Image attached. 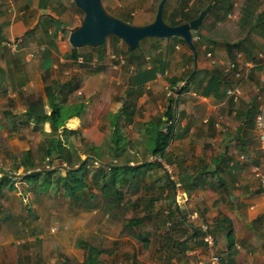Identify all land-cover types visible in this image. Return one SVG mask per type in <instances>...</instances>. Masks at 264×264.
<instances>
[{"label":"crops","instance_id":"obj_1","mask_svg":"<svg viewBox=\"0 0 264 264\" xmlns=\"http://www.w3.org/2000/svg\"><path fill=\"white\" fill-rule=\"evenodd\" d=\"M108 1L110 10L107 9L115 10L111 11L114 15L132 23L144 24L153 20L160 0ZM178 1L166 0L163 9L166 20ZM193 2L199 7L207 0H190V3ZM227 2L235 7L238 0ZM57 3L58 0H0V132L17 133L26 126L31 132L40 133L33 131V122L28 125L23 123L25 112L33 101H42L49 113L48 93L63 104L79 102H68L76 91L85 95L82 84L88 83L90 78L81 69L88 64H83L82 56L74 60L73 47L64 36L70 27L63 8ZM225 7L209 9L202 22L209 25L214 21L219 25L227 18H232L234 8L226 11ZM256 12L258 24H255L247 40L237 47L228 50L222 43L198 44V72L188 82L187 89L178 96L173 137L161 159L163 165L171 167L174 178L181 186L174 188L166 173L160 171L162 173L159 172L157 178L146 180L144 188L151 189L154 195L158 187L162 191L160 202L153 204L155 210H160L155 213L160 217L159 226L157 221L154 223L150 220L144 224L153 229L152 233L157 229V232L163 233L173 223L179 230L177 238L181 237L180 232L184 230L183 235L188 236L185 239V251L194 256L199 264H210V253L201 240V228L204 225H208L215 240L218 264L227 258L226 232L229 229H232L235 252L233 262L229 264H264V187L255 171V168L264 171V146L258 140L254 124V115L263 98L264 61L258 60L256 56L264 50V0H258ZM225 13L226 18L223 15ZM11 39L19 41L15 50L5 45ZM162 39H146L151 40L148 45H151L153 53L150 57L143 55L146 58V61L143 58V63L147 68L158 64V55L168 63L163 78L155 77L145 83H149L147 89H151L158 103L163 99V88L166 83L169 84L168 80L179 78L181 80L176 85L182 86L187 81L185 77L188 72L194 67L192 53L184 45L174 37ZM76 51L83 52L79 49ZM169 53L174 55L170 54L171 58L177 59L178 67L175 69L167 57ZM238 54L240 57H237ZM229 61L236 63V68L241 72L239 78L234 76L233 71L224 73ZM245 63L251 66L246 67ZM132 66L135 68L134 63ZM212 73L220 80L211 79L212 84L205 88ZM61 85H64L63 89ZM235 86H239L242 91L238 99L228 97L225 93L228 88ZM141 89L143 91V86ZM138 120L147 123L150 119ZM132 122L137 121L133 119ZM67 123L66 126L72 128ZM42 128L50 131L49 123L42 124ZM3 159L7 160L0 152V162ZM155 168L159 167L151 169ZM142 190L140 188V192ZM195 228L197 234L193 236ZM134 235L132 233V237ZM145 236L148 238L147 246L138 237L137 240L141 242L142 249L153 245V254L159 264H188L177 251L173 252L171 242L157 238V242L151 244L149 236ZM220 237L223 240L218 241ZM76 242L80 248H66L65 259H61L65 264H84L88 242L83 239H77ZM5 243L0 253V264H22L21 250L17 249L12 256ZM111 243L114 244L112 248H98L105 250L100 254L102 259L115 262L116 257L112 256L117 242ZM125 252L126 264H148L138 260L136 252L134 255L133 244L132 252L131 249ZM29 259L31 264H40L36 254ZM102 259L99 256V263Z\"/></svg>","mask_w":264,"mask_h":264},{"label":"rangeland","instance_id":"obj_2","mask_svg":"<svg viewBox=\"0 0 264 264\" xmlns=\"http://www.w3.org/2000/svg\"><path fill=\"white\" fill-rule=\"evenodd\" d=\"M102 2L105 8H109L110 10L109 1L102 0ZM73 3V0H58L57 3L59 7L63 8L70 29L79 24V19L83 15ZM111 11L109 12L112 13ZM67 32L64 35L66 38L68 36ZM174 38L176 39V37ZM146 39L142 40L137 52L150 57L153 52L148 42L151 40ZM126 48V44L121 39L114 40L110 37L100 46L78 48L80 51H83L81 52L82 54L90 52L92 54L91 59H93L88 66L81 69L90 78L88 83L82 84V90L85 91V95H80V91H76L68 100L69 103L83 100L86 105L80 120H69L67 123L69 127L79 128L81 132L80 136H84V141L81 144L78 137L69 136V140L73 141L77 146V154L81 158L85 157V153L88 151L87 147L90 146L89 144H104L107 146L111 132V115L121 107L124 97L130 99L127 95V86L130 75L135 68L132 66V62H127L126 54H124ZM171 53L167 57L171 61L172 68L175 69L178 67L176 65L177 59L171 58V56H174ZM120 57L124 63L119 64L120 66L114 69L113 66L119 63L117 61ZM173 59L174 61L172 62ZM144 61H146V58H144ZM161 78L163 77L157 79ZM148 85L149 83L143 85L141 96L137 98V102L135 103L133 119L137 122L131 121L125 124L123 128L124 134L127 135L129 140L128 145H126L127 155L134 163L160 161V157L147 154L144 149L143 133L138 131L137 124L140 122L138 119L140 118L144 121L159 116L166 107L167 99L174 95L173 93L167 95L170 88L169 84L166 83L163 88V99H160V103H158L156 98L152 96L151 89H147ZM177 88L175 87V89ZM43 142L44 135L39 132H31L26 126H23L17 133L0 132V152L7 158V160L3 159L0 162V166L3 168L13 167L11 163L15 162L16 158H19L18 156L21 151L28 148V146L35 150ZM111 153L112 150L106 148L101 161L108 163L107 161L112 158ZM40 154V152H36L35 158L39 159ZM124 159V155L117 157L118 163L120 161L123 162ZM59 163L60 160L52 156L49 160L47 158L43 160L41 167H56ZM94 166H91V168L94 169ZM168 169L171 170V167L168 166ZM160 171H163V174L165 173L160 168L143 172L141 176L144 179L140 186L145 185L148 178H157ZM16 174H22V168H19ZM133 178L136 179V176ZM27 186V184L17 179L15 190H8L6 187L2 188V195H0V253L3 252L2 248L6 242V249L10 251L12 256L16 254L17 249L21 250L22 257L20 258V262L22 264H31L32 262L30 263L29 258L33 254L37 255V262L40 264H52V262L55 264H65L64 260L61 259H65V251L70 246L78 249L77 239H83L99 248H112L114 244L111 242L114 241L117 242V248L112 256V258L116 257L115 262L112 259H102L100 255V259H102L100 264H126L124 254L126 250L131 249L132 252V244L134 255L135 252L138 254V260H142L143 263L148 264H159L153 254V245L142 249L141 242L135 237L138 233L148 235L152 244L154 241L157 242V234L159 233L157 230L159 229L155 233H152L153 229L149 225L144 224L146 221L128 230H123V224L127 219L133 216H142L147 211L146 214L153 215L156 212H160V210H155L156 207L154 209L153 206L154 202L159 203L162 198L160 187H158V190H155V195L148 188L143 189L141 192L139 189V192L136 194L130 195L128 193L127 202L120 207L110 206L103 196H101L95 201L97 204L95 210L97 212H94V210H80L77 212L75 205L69 202L67 198L56 195L53 190L45 191L40 194V197H36V193L34 194ZM92 191H96V189ZM150 200L152 204H149ZM27 207L29 208L27 209ZM106 207L111 209L106 212ZM157 216L154 218V221H157V224H159L160 217ZM132 233L135 234L133 237ZM221 240L223 238L220 237L218 241ZM74 251L80 252L78 250Z\"/></svg>","mask_w":264,"mask_h":264},{"label":"trees","instance_id":"obj_3","mask_svg":"<svg viewBox=\"0 0 264 264\" xmlns=\"http://www.w3.org/2000/svg\"><path fill=\"white\" fill-rule=\"evenodd\" d=\"M208 4H211V10L223 8L225 6L226 11L234 8L231 12L232 18H227L219 25L214 21L209 25L202 22L200 30L209 37V40L204 41L201 37L193 33V43L196 48V53L199 43H205L206 45H217L218 43H222L228 50H231L245 42L255 27V24H258L259 16L256 12L258 0H238L235 7H233L232 3H228L227 0H207V3L201 4L199 7L195 6L194 2L190 3V0H179L173 8L168 20H166L165 10H163V18L171 25H179L194 19ZM223 15L225 18L227 17L226 13ZM55 22L59 23L58 20ZM110 38L119 40L117 37ZM176 39L180 44L191 51V49L179 38L176 37ZM141 43L142 41L140 44ZM138 48L139 47L133 51H129L128 48H126L124 52L127 57V62H132L135 66L127 86V95L130 99L124 97L121 107L111 115V132L107 146L104 144H89L90 146L87 147L88 151L85 153V157L81 158L80 155L78 156L77 146L73 141L69 140V136L78 137L80 144L83 143L84 137L80 136L81 132L78 128H68L66 123L72 118L81 117L85 110V103L79 101L73 104H63L64 102L60 103V101L55 100L54 97L48 93L49 113L44 108L42 101H33V104L26 110L23 121V123L27 125L29 122H33V131H40V133L44 135V142L38 145L35 150L28 148L21 151L18 156L19 158H16L17 160L13 163V167L3 168L0 166V195H2V188L4 187L8 188V190H15V183L18 179L27 184V187L33 191L34 194L36 193V197H40V194L45 191L53 190L56 195L67 198L69 202L75 205L77 212L80 210L93 211L97 206L95 201L101 196H103L110 206L120 207L124 205L128 200V193L132 195L138 192L140 188L144 189L146 187L145 185L140 186L144 179L141 175L152 167H159L166 173L161 159L173 137V125L176 120L178 96L187 89L188 82L195 77L198 70L190 75L193 68L190 69L185 77L187 81L182 86L176 85L181 79L175 77L170 78L168 80L169 88L174 95L167 99V104L163 113L152 118L147 123L139 122L137 124L138 131L142 132L144 135H142V139H144L143 146L147 154L160 157V161L134 163L127 155L126 145H128L129 140L127 135L124 134V125L130 123L134 118V107L137 98L141 96L142 86L155 78L157 72L163 73L165 68L168 67V63L161 58V55H158V64L147 68L143 63L144 56L142 53L137 52ZM77 49L78 48H73L72 56L74 60L77 61L78 57L82 56L83 64H90L92 60L90 52L82 54L77 52ZM163 57H165V55H163ZM212 74L205 88L212 84L210 81L211 79L212 81L220 80L218 76L216 77L214 73ZM61 87L63 89L64 85H61ZM175 87L178 88L175 89ZM45 122H48L50 125V131L48 132L44 131L42 128V124ZM106 148L112 150L111 156L113 159L111 158L108 160V163H103L101 158L104 156ZM36 152L41 153L39 159L35 158ZM121 155H124L125 159L123 162L120 161L118 163L117 157H121ZM52 156L60 160V163L56 167H41L43 160L46 158L49 160ZM91 166H94V169H92ZM20 167H22V174H16ZM135 176L136 179L133 178ZM166 176L170 183L173 184L174 188H176L168 173H166ZM94 189H96V191H92ZM149 204H152L151 200ZM28 208L29 207H27V209ZM110 209L109 207L105 208L106 212ZM146 213L142 216H133L127 219L123 224V230L139 226L143 224L144 221L147 222L148 220L155 223L156 221H154L153 218L156 214ZM172 224L173 223L168 227L167 231L158 233L157 238L165 242H171L174 248L173 252L177 251L188 261L187 257L183 255V252L187 249L185 245V241L187 240L185 239L188 236L183 235V230V233L180 232L181 237L177 238L176 234L179 230ZM157 226H159V224H157ZM194 230L195 232L192 233L193 236L197 234V229L195 228ZM192 235L190 234L189 236ZM135 237H138L146 246L148 245L147 236L138 233ZM175 237L177 239H175ZM226 241L228 253L225 260H220L222 264H229L233 262L234 259L233 256L235 252L233 250L234 239L232 229L227 230ZM86 245V259L84 264H100L98 260L99 256L101 252L105 250L99 249L89 243ZM173 254L174 253H172V255Z\"/></svg>","mask_w":264,"mask_h":264},{"label":"water","instance_id":"obj_4","mask_svg":"<svg viewBox=\"0 0 264 264\" xmlns=\"http://www.w3.org/2000/svg\"><path fill=\"white\" fill-rule=\"evenodd\" d=\"M73 2L83 15L79 19V24L68 32L67 40L71 47H97L107 38L117 37L126 44L129 51H133L146 38L177 37L192 51L194 67L190 75L197 70L193 33L204 40H209V37L201 32L200 25L210 9V4L194 19L179 25H171L163 18L166 0L159 1L153 20L144 24L131 23L117 17L105 8L102 0H73ZM184 254L188 264H199L194 256L186 251Z\"/></svg>","mask_w":264,"mask_h":264},{"label":"built area","instance_id":"obj_5","mask_svg":"<svg viewBox=\"0 0 264 264\" xmlns=\"http://www.w3.org/2000/svg\"><path fill=\"white\" fill-rule=\"evenodd\" d=\"M18 42H19L18 39H11V40L6 41L5 45L7 47H9L11 50H15L18 46ZM207 55L209 56L210 53H208ZM237 57H240V55L238 54ZM256 57L258 60L264 61V50L260 51ZM117 62H119V63L115 64L113 66L114 69H117V67L120 66L119 64L124 63V61L121 57ZM246 65L251 66L250 63H245V66ZM232 71H233L235 77H237V78L240 77L241 72L239 69L236 68V63L233 61H229L226 64V66L224 67V72L228 73V72H232ZM165 74H166V72H163V73L157 72L155 77H157V78L163 77V75H165ZM262 82H263L262 83L263 84V89H262L263 98H262L261 103L258 106L256 114L254 115V124H255V130L257 133L258 140L264 146V79ZM225 93L228 97H231L233 99H238V97H240L242 95V91H241V88L239 86H235L233 88H228ZM170 94H172L171 90L168 92L167 95H170ZM168 123H171V122H168ZM164 168H165L166 173L169 174L170 179L174 182L175 187L179 188L181 186V183L174 178L172 171L170 169H168L167 165H164ZM255 171H256V174L260 178V183H261L262 187H264V171L262 172V171L258 170L257 168H255ZM201 230H202L201 240L206 244L207 249L210 253V264H218L219 263V256L217 255V252H216V243H215V240H214L212 234L209 231L208 225L202 226Z\"/></svg>","mask_w":264,"mask_h":264}]
</instances>
